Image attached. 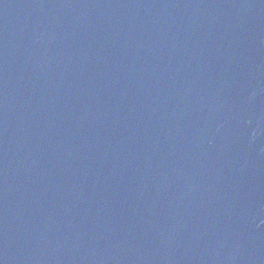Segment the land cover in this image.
<instances>
[{
    "label": "water",
    "instance_id": "obj_1",
    "mask_svg": "<svg viewBox=\"0 0 264 264\" xmlns=\"http://www.w3.org/2000/svg\"><path fill=\"white\" fill-rule=\"evenodd\" d=\"M0 264H264V0H0Z\"/></svg>",
    "mask_w": 264,
    "mask_h": 264
}]
</instances>
